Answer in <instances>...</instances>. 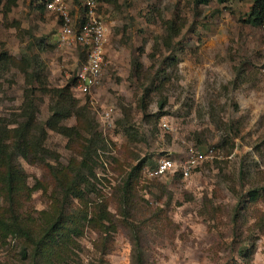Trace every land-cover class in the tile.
I'll return each mask as SVG.
<instances>
[{"label": "rangeland", "instance_id": "1", "mask_svg": "<svg viewBox=\"0 0 264 264\" xmlns=\"http://www.w3.org/2000/svg\"><path fill=\"white\" fill-rule=\"evenodd\" d=\"M98 1L107 27L102 80L88 94L71 88L103 140L94 146L91 172L85 171L88 216L74 237L79 264L100 258L95 243L106 232L88 221L99 204L116 223L104 259L132 264L134 233L121 221L116 190L141 161L128 220L140 229L148 264H264V23L244 22L253 0ZM38 2L0 0V56L14 59L0 61V121L9 128L33 87L36 119L50 115L51 96L31 82L35 59L48 87L65 86L80 62V47L58 44L61 21ZM66 2L73 15L76 0ZM63 123L78 122L71 116ZM90 135L71 140L49 130L48 154L17 159L27 185L37 184L22 198L24 214L50 211L51 166L75 164ZM189 148H212L211 157L187 177L150 175L159 158L179 163ZM250 191L258 193L255 200ZM21 247L19 237L0 234V264H28Z\"/></svg>", "mask_w": 264, "mask_h": 264}, {"label": "trees", "instance_id": "2", "mask_svg": "<svg viewBox=\"0 0 264 264\" xmlns=\"http://www.w3.org/2000/svg\"><path fill=\"white\" fill-rule=\"evenodd\" d=\"M38 1V8L45 7L43 2ZM211 1L213 0H194V3L199 5ZM215 1L225 3L227 0ZM11 4H14V0H11ZM244 22L252 26L264 23V0H253ZM168 28L171 31L174 30L171 24ZM79 58L80 62L84 59L80 49ZM0 61L4 64L14 63V59L5 53L1 54ZM134 62L137 63L136 67L140 66L138 61ZM34 64L38 71L33 72ZM30 67L32 69L30 76L33 79L31 82L36 85L38 91L51 96L50 115L43 122L36 119L37 106L33 99L35 92L33 87L25 92L23 109L13 119L14 126L9 128L7 122L0 121V193L6 204V207L0 210V234L3 237L11 234L20 238L22 242L20 253L24 259L28 260V264H79L80 257L76 253L78 242L74 237L82 234V222L88 216L85 190L90 184L85 171L91 172L92 157L93 154L96 155L94 146L103 140L90 120L88 106L78 105L72 95L71 88L76 83L75 74L65 86L48 87L46 77L43 75L42 63L35 59ZM71 116H75L78 123L71 126L65 125L63 121ZM49 130L71 140L81 136L83 132L91 135L84 138L80 159L75 164L73 160L63 169L51 166L50 172L55 186L49 193L50 211L42 210L38 218H33L23 213L21 202L24 196H29L31 191L37 188V184L32 187L27 185L25 173L17 159H29L40 154H48L49 150L43 146V142ZM143 165V161L135 165L116 190L121 221L134 233L131 237L132 264H148L137 233L140 229H135L136 225L128 220V217L133 216L135 208L133 194L135 178ZM174 174L181 176L179 171ZM249 195L251 200H255L258 193L250 191ZM90 213L89 223L98 228V231L106 232L105 235L98 232L95 248L100 253V258L97 264H111L104 259V256L108 253L112 241L111 233L115 232V220L104 204L92 205Z\"/></svg>", "mask_w": 264, "mask_h": 264}, {"label": "built area", "instance_id": "3", "mask_svg": "<svg viewBox=\"0 0 264 264\" xmlns=\"http://www.w3.org/2000/svg\"><path fill=\"white\" fill-rule=\"evenodd\" d=\"M40 1L43 2L46 10L55 13L61 21L57 32L58 44L74 45L80 47L83 52L84 59L75 71V88L81 94L91 93L102 80L107 42V27L99 12V1L76 0L79 10L73 15L66 0ZM104 117L108 118L109 112L106 111ZM211 153L212 148L205 151L189 148L185 158L179 163L170 156H163L157 160L155 167L149 170V173L162 176L179 171L182 177H187L198 165L211 157Z\"/></svg>", "mask_w": 264, "mask_h": 264}, {"label": "crops", "instance_id": "4", "mask_svg": "<svg viewBox=\"0 0 264 264\" xmlns=\"http://www.w3.org/2000/svg\"><path fill=\"white\" fill-rule=\"evenodd\" d=\"M74 8H75V12L79 10L77 1H76V5H74Z\"/></svg>", "mask_w": 264, "mask_h": 264}]
</instances>
